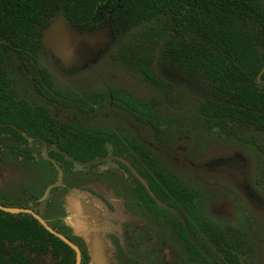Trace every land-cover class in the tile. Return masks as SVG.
<instances>
[{
	"label": "trees",
	"instance_id": "16d2710c",
	"mask_svg": "<svg viewBox=\"0 0 264 264\" xmlns=\"http://www.w3.org/2000/svg\"><path fill=\"white\" fill-rule=\"evenodd\" d=\"M59 15L73 29L109 18L114 36L111 50H107L110 60L122 61L147 82L159 87L163 84L152 69L156 60L185 76L204 80L208 99L201 107L202 117L210 129L227 135L231 126L264 131V0H0V166L11 175L0 187V204L33 208L55 231L80 247L81 264H90L88 244L72 236L54 213L60 206L50 196L65 188H56L42 199L47 186L57 179V170L42 152L55 145L87 161L110 154L129 160L133 150L156 175L147 173L148 188L156 198L166 201L163 186L168 188L206 231L196 206L191 205L192 198H198L197 192L163 172L146 148L125 143L116 133L81 125L87 109L93 110L95 105L111 102L152 117L155 111L151 104H142L120 90L82 98L52 89L50 75L40 62L46 57L59 60L46 52L41 39ZM6 67L31 86L36 82L39 95L34 102L13 97ZM45 154L63 169L67 193L86 191L85 186L99 182L95 178L81 183L74 172L77 165L49 148ZM116 162L130 172L121 161ZM39 163L47 165L53 178L38 191L32 180ZM136 181L141 198L153 201L146 187ZM209 231L213 241L224 248L228 264H239L234 252L242 247L241 241L224 243L218 233ZM182 236L186 239L185 233ZM43 256L51 262L45 263ZM0 264H76V253L32 215L0 210Z\"/></svg>",
	"mask_w": 264,
	"mask_h": 264
},
{
	"label": "rangeland",
	"instance_id": "374dc122",
	"mask_svg": "<svg viewBox=\"0 0 264 264\" xmlns=\"http://www.w3.org/2000/svg\"><path fill=\"white\" fill-rule=\"evenodd\" d=\"M112 44L80 67L67 66L51 57L45 59L47 63L44 61L42 65L52 77L53 89L82 98L120 90L143 104L153 103V119L107 103L85 113L81 125L89 130L115 132L123 140L135 141L146 148L166 174L197 192L195 204L202 222L217 232L225 229L240 238L243 264H264V131L232 127L229 135H223L211 130L201 114L208 94L199 80L183 76L176 68L156 60L152 69L164 87L154 86L122 61H111ZM112 53L118 54L114 48ZM25 85L22 80L16 83L20 97L30 96L33 101L34 96ZM111 164L101 163L96 169L105 170ZM89 169L90 172H85L84 167H75L81 183L95 179L91 176L94 167ZM52 175L47 167H41L32 183L37 184L39 191L51 181ZM98 179V186L105 190L92 188L103 193L111 190L115 197L126 199L116 204L115 214L108 213L97 197H86L89 193L86 191H76L67 197L71 205L68 210L73 219L70 222L78 229H87L86 232L90 229L85 223L83 202H92L97 207L104 223H110L104 225L126 219L131 221L127 223L130 227L137 226L136 233H129L123 240L118 235L104 236L110 245L111 264H202L189 259L185 243L168 222L130 202L134 194L129 190L128 179L111 172L102 173ZM64 193L57 191L50 196L59 202V212L66 211L62 207ZM118 205L132 219L123 216ZM182 213L184 220L189 219L184 209ZM94 227L102 230L100 224ZM99 237H103L101 232ZM107 250L105 258L109 256Z\"/></svg>",
	"mask_w": 264,
	"mask_h": 264
},
{
	"label": "flooded vegetation",
	"instance_id": "af4514ba",
	"mask_svg": "<svg viewBox=\"0 0 264 264\" xmlns=\"http://www.w3.org/2000/svg\"><path fill=\"white\" fill-rule=\"evenodd\" d=\"M98 19V23L96 25H93V26H90V27H87L85 26V29L86 30H90L92 28H106V27H109L111 26L112 24V21L110 20L109 21V18H106V19H103L102 21H100ZM111 29V28H110ZM111 32L113 34V31L111 29ZM41 42H42V39H41ZM114 43V41L112 42ZM46 52L50 53V51H48L47 49H45ZM53 55V54H52ZM49 56V55H48ZM54 56V55H53ZM55 57V56H54ZM50 57H46V59H49ZM56 58V57H55ZM45 60H41L40 62V67L42 68H46L42 65V62H44ZM46 62V61H45ZM60 62V61H59ZM163 62V61H162ZM47 63V62H46ZM62 63V62H60ZM6 70V77L9 79V83H10V92L12 93L13 97L14 98H19V99H24L28 102H34L36 100V96L37 94L39 95V91H36V82H34L33 86L30 85V83L28 82L27 79L19 76V74L17 72H14V71H11L9 67H6L5 68ZM46 70L48 71V69L46 68ZM49 73V71H48ZM50 75V73H49ZM183 75V74H182ZM185 76V75H183ZM50 79H51V82H52V86H54L53 84V81H52V77L51 75L49 76ZM186 77H193V79H197L200 81L201 85L203 86L204 88V91L206 92V88H207V84L204 80L196 77V76H186ZM40 80H42V77H39ZM26 80V84L25 85V80ZM19 80H22L25 87L27 88V90L29 91L30 95L34 96V100L33 101H30L31 97L29 96L28 98H24V97H20V94H19V90L18 88L16 87V83L17 81ZM42 83L44 85L45 82L42 80ZM154 85V84H153ZM156 86V85H154ZM30 87V88H29ZM159 87V86H157ZM160 87H164V85L162 84V86ZM49 91H51V88L49 87H46ZM53 89V87H52ZM55 91H58L56 89H54ZM60 92V91H59ZM110 92V91H109ZM108 92V93H109ZM62 93H66V92H62ZM70 94V93H69ZM70 95H77V94H70ZM79 96V95H78ZM81 97V96H80ZM111 103V102H110ZM141 103V102H140ZM107 102L104 104L106 105ZM112 105H114L113 103H111ZM143 104V103H142ZM151 104V103H149ZM103 105V106H104ZM154 111H155V108H154V105L153 103L151 104ZM103 106H97L95 105L94 107H103ZM115 106V105H114ZM117 107V106H115ZM119 108V107H117ZM121 109V108H119ZM94 110V109H93ZM91 109H87V113H89V111H93ZM133 114H135L136 116H141L143 118L145 117H148V116H145L143 114H140L139 112H132ZM155 115V114H154ZM154 115L152 117H148V118H151L153 119L154 118ZM232 127H237V126H231L230 128L232 129ZM230 128H229V133H230ZM244 129V128H243ZM89 130V129H88ZM213 130V129H211ZM214 130H217V131H220V129H214ZM248 130V129H247ZM221 132V131H220ZM112 133H115V132H112ZM222 133V132H221ZM117 134V133H116ZM223 134V133H222ZM118 135V134H117ZM224 135V134H223ZM229 135V134H228ZM119 136V135H118ZM120 137V136H119ZM121 138V137H120ZM122 139V138H121ZM123 140V139H122ZM125 143H128V142H135V141H130V140H123ZM137 143V142H135ZM138 145H140L139 143H137ZM141 146V145H140ZM143 147V146H142ZM46 148L50 149V150H53L59 154H61L62 156H64L65 158L66 153H64L61 149H59L58 147H56L55 145H48L46 146ZM44 149L43 150V157L45 158V160L49 161L50 163L53 164V166L55 167V169L57 170V167L55 166V164L50 160H54L53 158L49 157L47 154H45L47 152V149ZM130 155H132L130 157L129 160L127 159H124V158H121L119 156H115V155H106V156H102V157H110V159L106 160V161H102V162H99V163H95V164H91V165H87V166H81V165H77L78 167H84V168H90V167H94V172H93V177H95L96 179L99 178V175H101L102 173H105V172H111V173H118L119 175L121 174L122 177H125L126 179H128V185H129V190L131 192V194H134L132 195V199L130 202H134L138 207L140 208H143L145 209L147 212H149L150 214H153L155 215L158 219H162L166 222H168L172 228H173V231L176 233V235L178 236V239L182 242L185 243L186 245V248L188 250V257L189 259L192 258L194 260H198V261H201L202 264H228L227 260H226V256H225V251H224V248H220L218 246V244H216L213 239L211 238L210 234L207 233V232H210L209 230L211 229V231H213L214 233H218V235L221 237L222 241L225 243V240L229 243H234L236 241H241L239 237H237L236 235L235 236H231L230 233H228L227 230H221V231H218L217 230H213L210 226H208L206 223L202 222L204 226H206V231L200 226L198 225L195 220H194V214L192 213V210L191 212L189 211H186L185 207L180 203L179 199L176 197V195L172 194L173 192H171L168 188H164V191L166 193V195L168 196L166 199V201H162L158 198H156V196L149 190L148 188V184H147V173L149 172L151 174V176L155 177L156 178V175L151 173L149 171V168L145 162L144 159H142L139 154H137L135 151L132 150V152H130ZM68 156H71V155H68ZM73 157V156H72ZM102 157H98V158H102ZM74 158V157H73ZM98 158H94V159H98ZM68 159V158H67ZM76 159V158H75ZM94 159H90V160H87V161H80L78 159V161L80 162H88V161H91V160H94ZM69 160V159H68ZM116 160H119L121 161L129 170L130 172H128L125 168H123L120 164H118L116 162ZM70 161V160H69ZM112 162L111 164V168L110 166L108 168H106L105 170H97L96 169V166L98 164H101V163H105V162ZM54 162L61 168V166L54 160ZM72 162V161H71ZM156 162V161H155ZM73 163V162H72ZM34 163H31V171L34 172L36 170L35 166H33ZM158 166V165H157ZM41 167H47V165H42L39 163V165L37 166V169L38 168H41ZM131 167H133L137 173L140 175V177L142 178V180L144 181V183L132 172L131 170ZM159 167V166H158ZM48 168V167H47ZM160 168V167H159ZM62 169V168H61ZM161 169V168H160ZM162 170V169H161ZM88 172H90L91 170H87ZM163 171V170H162ZM62 172H63V181H62V185L61 186H58V187H54L50 190L49 194L51 193L52 190L56 189V188H61V187H64V191L65 192L64 194L66 195L65 197V204L63 206V209H65L66 211H62V212H54L56 213V215L58 214L59 218L61 219V221L64 223V224H61L63 225V227L65 229H69L70 230V233L72 236H77L79 237L81 240L85 241L86 244H88L89 246V241L90 243H94V241L98 240L99 238H101L103 241H106L104 236L108 233L109 235H118L120 237V239H125V237H127V235L129 233L131 234H135L136 233V230H137V226H135L134 224L133 227H130V225H127L128 224H131V221H126V219L124 220H121V221H114V222H111V224H114V225H104V224H110V223H104V216L101 215V212L98 211L97 207L94 206L92 204V202H88V203H85L83 202V208H84V212L87 216V219H86V224H89V229L90 231L89 232H86V230L84 229H78L76 227L75 224H72V222H70V220L72 218V215H70V210H68V208L71 206L70 205V201H68V198L69 195L72 196V194L76 191H79L77 189L75 190H72L71 192L69 191L68 193L66 192L67 190V185L64 183V171L62 169ZM164 172V171H163ZM168 175V174H167ZM76 176H78L76 174ZM89 176V175H87ZM169 176V175H168ZM11 175L10 173L4 169L3 167L0 166V187L2 185H4L9 179H10ZM58 177H59V172L57 170V179L54 183L52 184H49L46 188V190L48 189L49 186L55 184L57 181H58ZM171 177V176H170ZM140 181L145 187H146V191L147 193H149L151 195V197L153 198V201L151 200H144L141 198V192L140 190L138 189V185H137V181ZM176 181V180H175ZM98 183L99 182H95V183H92L88 186H85L87 187L88 189L86 190V192H89L88 195L86 197H97L98 200H100L103 204V207L108 211V213L110 214H115V212L117 211V207H116V204L119 203V201H125L126 199L124 197H115L116 195L113 194V192L111 190H108L106 193H103V192H98L96 189L92 188L93 186H96L97 189H101L102 187H99L98 186ZM182 185V184H181ZM183 186V185H182ZM105 190V188H102ZM45 190V192H46ZM190 190V189H189ZM193 191V190H192ZM45 192H44V195H43V200H45L49 194L47 196H45ZM10 195H13V193L11 191H9ZM198 199V198H197ZM197 199H194L192 198L191 200V205H195V202ZM58 202V201H56ZM168 202H172L174 205H169ZM2 205V204H0ZM4 206V205H2ZM120 206V205H118ZM6 207V206H4ZM121 207V206H120ZM7 208H21V207H7ZM184 209V211L187 212V214L190 215L189 219H185L184 220V214L182 213V210ZM21 209H29L31 211H33L34 213H36V211L33 209V208H26V207H23ZM197 209V208H196ZM3 211V210H2ZM5 212V211H4ZM8 213V212H7ZM51 212H47L46 214L49 215ZM12 214V213H11ZM14 214H18V213H14ZM26 214H29V213H26ZM37 214V213H36ZM121 214L123 216H126L128 217L129 219H132V217L128 216L127 215V212L124 210L123 207H121ZM32 215V214H30ZM38 216H40L39 214H37ZM46 215V216H47ZM172 215V216H170ZM33 216V215H32ZM197 216H198V211H197ZM34 217V216H33ZM41 217V216H40ZM199 217V216H198ZM35 218V217H34ZM42 218V217H41ZM200 218V217H199ZM43 219V218H42ZM44 220V219H43ZM73 220V219H72ZM46 222V224L48 226H50L46 220H44ZM69 221V222H68ZM48 222L49 223H53L52 221H50V219H48ZM41 224V223H40ZM82 224V223H81ZM95 224H100L101 227H103L102 229H104V231L102 232L103 234V237H99L98 234L99 233H93L92 229L93 228H96L94 227ZM42 225V224H41ZM43 226V225H42ZM127 227L126 229H124L123 227ZM44 227V226H43ZM51 227V226H50ZM45 228V227H44ZM52 228V227H51ZM46 229V228H45ZM53 229V228H52ZM185 229V230H184ZM209 229V230H208ZM54 230V229H53ZM230 231V230H229ZM57 232V231H56ZM121 234H120V233ZM185 233L186 234V239H184V237L182 236V234ZM60 234V233H59ZM62 235V234H61ZM64 236V235H63ZM57 237V236H56ZM65 237V236H64ZM67 238V237H66ZM60 239V238H59ZM68 239V238H67ZM130 238H128L129 240ZM69 240V239H68ZM72 242V241H71ZM107 242V241H106ZM124 242V241H123ZM242 243V246H243V242L241 241ZM75 244V243H74ZM77 245V244H75ZM109 245V244H108ZM78 246V245H77ZM79 247V246H78ZM80 248V247H79ZM74 250V249H73ZM81 250V249H80ZM75 251V250H74ZM76 253V252H75ZM109 253L110 252V245H109ZM92 252H91V248L89 246V255L91 256ZM4 255V254H3ZM218 255V256H217ZM6 256V255H4ZM81 256H82V252H81ZM234 256H236L238 259H239V264H243V261H242V247H240L239 250H237L236 252H234ZM7 259H9V255L7 256ZM43 261L45 263H50V259L48 257H45L43 256L42 257ZM82 259V257H81ZM91 264V262H90Z\"/></svg>",
	"mask_w": 264,
	"mask_h": 264
},
{
	"label": "water",
	"instance_id": "95a60500",
	"mask_svg": "<svg viewBox=\"0 0 264 264\" xmlns=\"http://www.w3.org/2000/svg\"><path fill=\"white\" fill-rule=\"evenodd\" d=\"M110 28L111 27L109 26L106 28H98V29L92 28L90 30H86L84 27L73 29L71 26H69L65 17L63 15H59L53 21L50 27L46 29V31L44 32L42 36V44L45 47V49L50 51L60 62L64 63L67 66L80 67L88 60L93 59L95 54H100L103 51V49L107 48L114 41V36ZM66 157L73 163L81 166H87L110 159V157H102L88 162H80L75 158H73L72 156L66 155ZM50 160L57 167V170L59 172V177H58V181L55 184L48 187V189L45 192V196L49 194L52 188L61 186L63 181L62 169L54 162V160L52 159ZM131 170L144 183L140 175L133 167H131ZM0 210L12 214L14 213L32 214L50 233L60 238L67 245H69L72 249L75 250L76 264H81L82 256H81L80 248L77 245H75L73 242L68 240L66 237L53 230L36 213H34L29 209L7 208L2 205H0ZM92 231L93 233L100 234V232L102 233L104 229H102L99 232L97 228H93ZM89 246L92 252L91 264H111L109 245L106 241H103L101 238H99L98 240L94 241V243L93 242L90 243L89 241ZM107 248H108L107 251L109 256L105 258L103 254L105 253ZM99 254H101V256H99Z\"/></svg>",
	"mask_w": 264,
	"mask_h": 264
}]
</instances>
